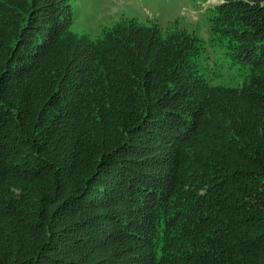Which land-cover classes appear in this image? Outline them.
<instances>
[{
	"label": "trees",
	"instance_id": "1",
	"mask_svg": "<svg viewBox=\"0 0 264 264\" xmlns=\"http://www.w3.org/2000/svg\"><path fill=\"white\" fill-rule=\"evenodd\" d=\"M37 1L0 0V264H264V0L216 5L202 40L127 23L74 43ZM153 121L177 132L145 205ZM129 199L130 248L108 211Z\"/></svg>",
	"mask_w": 264,
	"mask_h": 264
},
{
	"label": "rangeland",
	"instance_id": "2",
	"mask_svg": "<svg viewBox=\"0 0 264 264\" xmlns=\"http://www.w3.org/2000/svg\"><path fill=\"white\" fill-rule=\"evenodd\" d=\"M238 1V3H250L247 0ZM224 2L225 0H42L35 3L36 7L34 9L42 4L47 5L46 8L50 10L53 19L59 24V30H63L66 36H72L73 39L66 41L67 43H74V40H78L79 42L80 40L95 41L103 37L106 32H111L127 23H133L149 31L153 30L156 33H161L163 36H169V34L175 32H182L178 34L185 35L186 37H190L191 34L192 39L196 41L197 35L201 40L206 38L205 35L210 26L214 25L215 19L219 14L216 15L214 9L216 5H221ZM39 18V15H34L31 20L34 24L40 25H37L38 31L36 34H41L40 32L47 30L44 21H40ZM200 46H203L202 42ZM208 51L209 44L205 43L201 54L205 55ZM210 55L212 56L211 59H213L211 64L209 65L206 62L201 64V69L202 67L205 68L203 70L204 75L207 76L209 71L211 70L212 72L213 70L218 75L217 78L221 83L227 84L230 82L229 78L232 77V65L230 61L225 60L219 53H215V55L210 53ZM158 113L160 114L161 111ZM155 126L157 129H154ZM164 129L163 124L153 121L145 125L144 130L149 135L146 137L143 131L139 135L137 143V146H139L138 152L144 153V157H137L136 161L143 160L142 162H145V165L149 166L142 167L139 175L132 172L131 179L137 186L135 193H138V196L135 197V201H140L141 204L146 203L145 205H147L152 201L149 191L143 192L144 185L151 184L154 181L152 175L162 172L164 167H166V165L158 162L167 152L168 147L165 143L166 133L169 130L172 135L177 132L174 129L167 128L169 130H167L162 138L160 131ZM152 134L154 135V141L150 139V135ZM126 141L129 142V138ZM158 149L159 151H157ZM144 172L146 175L142 178L141 176L144 175L142 174ZM122 176L123 174H120V177ZM153 185H157L156 181L152 183ZM142 193L144 195H141ZM127 203L129 206L128 211L126 206L116 207L115 205L110 206L108 211L114 212L115 218L112 221L116 220L115 223L118 226L114 228L115 232L123 234L122 237L127 239L128 248H130L136 243H140V241L124 234V224L121 225L122 218L119 212H123V216L128 219L127 224L132 226V230L139 227L140 222H137L135 219L137 212H129L131 199ZM143 254H147L144 248H142L138 257ZM129 255H134V253L130 252Z\"/></svg>",
	"mask_w": 264,
	"mask_h": 264
}]
</instances>
